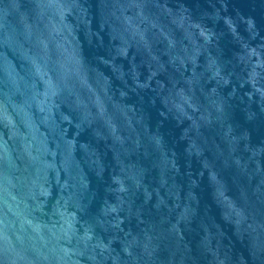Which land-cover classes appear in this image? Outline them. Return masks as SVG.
I'll return each instance as SVG.
<instances>
[{
  "label": "water",
  "instance_id": "1",
  "mask_svg": "<svg viewBox=\"0 0 264 264\" xmlns=\"http://www.w3.org/2000/svg\"><path fill=\"white\" fill-rule=\"evenodd\" d=\"M0 264H264V0H0Z\"/></svg>",
  "mask_w": 264,
  "mask_h": 264
}]
</instances>
